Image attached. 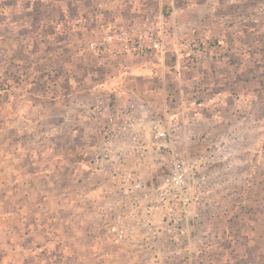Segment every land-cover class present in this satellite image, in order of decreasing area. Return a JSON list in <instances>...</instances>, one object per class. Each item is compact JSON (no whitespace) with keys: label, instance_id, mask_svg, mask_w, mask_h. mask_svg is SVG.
Listing matches in <instances>:
<instances>
[{"label":"rangeland","instance_id":"1","mask_svg":"<svg viewBox=\"0 0 264 264\" xmlns=\"http://www.w3.org/2000/svg\"><path fill=\"white\" fill-rule=\"evenodd\" d=\"M97 1L0 0V147L25 139L39 154L57 156L60 175L68 172L76 180L81 172L73 163L89 144L71 110L90 101L100 84L113 92L112 100L134 92L156 106L195 113L197 130L227 142L234 168L230 183L215 194L209 221L200 226L209 244L205 262L264 264V0L113 1L104 24L140 25L143 14L152 12L170 34L163 58L106 65L82 50L78 23L86 16L100 30L90 17ZM192 54L199 58L191 64ZM86 230L102 251L120 249L99 239L93 227ZM42 263L74 260L60 252Z\"/></svg>","mask_w":264,"mask_h":264},{"label":"built area","instance_id":"2","mask_svg":"<svg viewBox=\"0 0 264 264\" xmlns=\"http://www.w3.org/2000/svg\"><path fill=\"white\" fill-rule=\"evenodd\" d=\"M113 1L98 0L90 14L100 30L86 16L78 21L82 50L99 65L163 58L170 26L152 12L140 25L104 24ZM194 55L191 64L199 58ZM107 89L100 84L90 101L71 110L89 144L73 168L81 172L76 180L85 182L86 194L92 193L85 202L95 233L119 246L131 264H206L209 244L200 226L209 221L215 194L233 178L227 142L197 130L195 113L156 106L134 92L112 100Z\"/></svg>","mask_w":264,"mask_h":264},{"label":"crops","instance_id":"3","mask_svg":"<svg viewBox=\"0 0 264 264\" xmlns=\"http://www.w3.org/2000/svg\"><path fill=\"white\" fill-rule=\"evenodd\" d=\"M22 140L0 147V264H43L60 252L74 264H89L85 257L127 264L121 248L102 251L87 233L94 224L85 182L60 175L57 156Z\"/></svg>","mask_w":264,"mask_h":264}]
</instances>
